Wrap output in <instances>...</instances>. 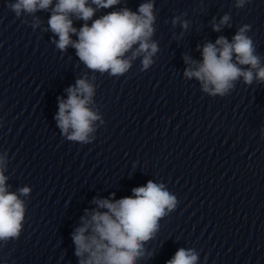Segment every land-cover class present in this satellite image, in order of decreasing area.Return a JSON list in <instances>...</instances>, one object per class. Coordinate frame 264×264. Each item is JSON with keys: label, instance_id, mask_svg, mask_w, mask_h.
Wrapping results in <instances>:
<instances>
[{"label": "clouds", "instance_id": "obj_1", "mask_svg": "<svg viewBox=\"0 0 264 264\" xmlns=\"http://www.w3.org/2000/svg\"><path fill=\"white\" fill-rule=\"evenodd\" d=\"M251 0H235L241 9ZM122 0H14L7 7L16 18L33 30L43 21L38 12H50L44 32H51L52 43L60 52L75 49V55L92 72L76 79L64 91L67 98L57 97L58 111L54 116L61 135L68 141L82 145L96 139L98 128L105 121L96 105V73L110 77L124 76L141 60V71L149 70L160 51L153 39L156 33L155 0H144L136 11L127 6L107 12L94 19L102 9L121 5ZM184 14L172 18L173 27L180 26L182 38L190 27ZM31 17L29 21L27 18ZM74 21H83L78 29ZM91 21V24H89ZM213 32L231 28V16L222 15L211 21ZM251 25L240 26L231 40L221 35L215 42L197 45L202 59L184 55L186 80L199 82L202 93L210 97H225L240 80L245 85H264V57L257 53L253 39L248 35ZM73 36L77 37L75 40ZM2 126V125H0ZM264 138V128L261 129ZM9 155L0 152V246L18 240L26 219L27 198L32 188L25 185L15 191L8 183ZM94 197L92 209H85L80 224L71 233L78 264H140L154 253L146 248L156 238L160 221L175 210L179 201L164 183L151 179L146 185L132 189V195L115 199ZM206 259V257H205ZM200 255L194 248L180 247L166 264H199Z\"/></svg>", "mask_w": 264, "mask_h": 264}]
</instances>
